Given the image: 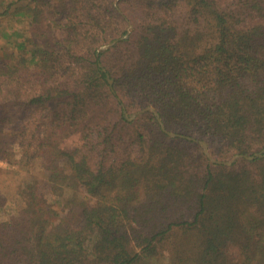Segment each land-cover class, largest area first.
I'll return each mask as SVG.
<instances>
[{
	"label": "trees",
	"instance_id": "obj_1",
	"mask_svg": "<svg viewBox=\"0 0 264 264\" xmlns=\"http://www.w3.org/2000/svg\"><path fill=\"white\" fill-rule=\"evenodd\" d=\"M25 1L0 52V174H46L17 182L0 264H264V157L199 144L264 148V0ZM148 106L184 137L126 115Z\"/></svg>",
	"mask_w": 264,
	"mask_h": 264
},
{
	"label": "rangeland",
	"instance_id": "obj_2",
	"mask_svg": "<svg viewBox=\"0 0 264 264\" xmlns=\"http://www.w3.org/2000/svg\"><path fill=\"white\" fill-rule=\"evenodd\" d=\"M12 1L13 0H0V52L4 48L9 46L8 44L10 42H15V41L19 40L20 37H19L18 33H23L25 28L29 24L28 17L22 16L21 15L22 12L17 11L18 6L25 5L26 1L25 2H23V0L18 1L16 4H12L10 6V2H12ZM114 4L119 8V0H115ZM130 24H132V23L129 22L128 29L130 31H132L133 28L130 29ZM133 27H134V25H133ZM7 39H9V41ZM108 43H110V42H108ZM108 43H106V44H108ZM103 45H105V44H103ZM135 113H129L126 111L127 117H131ZM136 117L129 119V120H133ZM201 141H205V140L199 141V144L201 145V149L204 152V148L201 144ZM205 142L208 144V149H209V143L207 141H205ZM209 152H210V150H209ZM234 156L235 155H233L228 160H222V161H230V160H232V158ZM248 156H250V155H248ZM215 159H217V158H215ZM241 159H244V158L237 159L236 161L241 160ZM217 160H220V159H217ZM248 161H250V160H248ZM225 166L229 167V165H225ZM0 167H2L4 169L7 168V163L0 161ZM30 172L38 173L41 176H44L46 174L45 170L43 169V167L40 164H36L35 166H33L32 169L30 170ZM30 172L23 169L22 167L16 166V167H14L12 172H10V171L9 172H3L0 174V188L2 190V194L4 195V197L6 199L5 203L3 204V208L0 210V216L2 218L7 217V215L10 213V210L13 211V210L17 209L18 206L21 204L20 199L17 197V182L20 180L27 179L29 177ZM160 264H171L168 256L163 257L161 259Z\"/></svg>",
	"mask_w": 264,
	"mask_h": 264
},
{
	"label": "water",
	"instance_id": "obj_3",
	"mask_svg": "<svg viewBox=\"0 0 264 264\" xmlns=\"http://www.w3.org/2000/svg\"><path fill=\"white\" fill-rule=\"evenodd\" d=\"M132 28H133V25L130 24V29H132ZM130 32H131V31L129 30V33H130ZM127 36H128V34L125 35V36H123L121 39H124V38H126ZM117 42H118V40H113L112 42H110V43H108V44L102 45V46L98 49V53L108 50L109 48H111L112 46H114ZM103 70H105V69L103 68ZM108 77H109V75H108ZM109 81H110V83L113 82L112 79H111L110 77H109ZM146 111H152V112L155 114V116L157 117L158 122L161 124V127H162L163 131L166 132L167 134H169L171 137H177V136L184 137L183 135H180V134H177V133H174V132H171V131L167 130V128L165 127V125H164V123H163V121H162V119H161V116H160L159 112L157 111V109H155V108L152 107V106H148V107H146V108H144V109H142V110L136 112L135 114H133L131 117H128V118H129V119H132V118H134V117H136V116H138V115H140V114H142V113H144V112H146ZM201 144H202V146H203V148H204V153H205V155L209 158V160H210L211 162L216 163V164H222V165H229V166H230V165H232L237 159H240V158H244V159H247V160H253V159H256V158H262V157H264V148H263L261 151L256 152L254 155H250V156H248V155H243V154H237V155H235V156L232 158V160H230V161L217 160V159H215V158L211 155V153L209 152L208 144H207L205 141H201Z\"/></svg>",
	"mask_w": 264,
	"mask_h": 264
}]
</instances>
